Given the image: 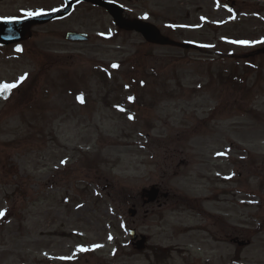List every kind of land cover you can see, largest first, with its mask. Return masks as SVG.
Here are the masks:
<instances>
[{
  "label": "rangeland",
  "instance_id": "1",
  "mask_svg": "<svg viewBox=\"0 0 264 264\" xmlns=\"http://www.w3.org/2000/svg\"><path fill=\"white\" fill-rule=\"evenodd\" d=\"M110 1L179 46L82 5L0 48V264H264V0Z\"/></svg>",
  "mask_w": 264,
  "mask_h": 264
},
{
  "label": "water",
  "instance_id": "2",
  "mask_svg": "<svg viewBox=\"0 0 264 264\" xmlns=\"http://www.w3.org/2000/svg\"><path fill=\"white\" fill-rule=\"evenodd\" d=\"M132 1V0H127ZM91 3L94 6H99L103 9H105L114 19V23L116 27L119 29L131 32L134 31L137 34H140L146 39V41L150 44H157L160 46L164 45H172V42L169 41L167 38H163L159 32V30L148 23L140 22L138 20L134 21H127L123 18L124 9L122 7H119L113 3H107L103 0H75L70 1L67 0V5L65 8L60 9L56 11L55 13L51 14H44V15H36L29 19H23V20H12L10 22L8 21H2L0 22V44H13V42L17 41H24L31 37L30 29L34 27V25L37 24H45L49 21L55 20V18H65L67 15H69L72 11V8L76 6V4L79 3ZM66 40H69L71 42H87L88 37L84 34H76V33H68ZM158 197V191L155 189H151L148 193V201L155 202ZM130 216L135 217L137 215V212L135 210H130ZM130 234L133 237V240H136L137 237L134 234L133 231L130 232ZM145 241L146 239L143 238L138 242L137 249L138 251H141L145 248Z\"/></svg>",
  "mask_w": 264,
  "mask_h": 264
},
{
  "label": "flooded vegetation",
  "instance_id": "3",
  "mask_svg": "<svg viewBox=\"0 0 264 264\" xmlns=\"http://www.w3.org/2000/svg\"><path fill=\"white\" fill-rule=\"evenodd\" d=\"M4 1H6V0H4ZM65 1V0H64ZM60 7H62V6H60ZM60 7H58V8H60ZM57 9V8H56ZM1 18H4V17H1ZM0 18V19H1ZM12 18H15V16H6V19H12ZM57 22H61V21H57ZM53 24V23H52ZM51 24V25H52ZM165 198H167L166 196H165ZM199 215V217H200V220H202V221H210V222H214V218L212 217L211 218V216H208L207 217V213H206V210L204 209V214H198ZM221 223V222H220ZM213 224V223H212ZM214 226H215V224H214ZM214 226H212V227H214ZM200 227H201V225H200ZM203 228H205V227H203ZM244 231V230H243ZM242 234V233H241ZM243 234H245V232H243ZM229 238V237H228ZM229 240H230V243H232L234 246H236V247H246V248H248L249 247V245H250V243H251V241L250 240H246V241H243V240H240V238L239 237H237V238H235V239H233V238H229ZM239 255V254H238ZM234 260V259H233ZM234 263V262H233Z\"/></svg>",
  "mask_w": 264,
  "mask_h": 264
},
{
  "label": "snow or ice",
  "instance_id": "4",
  "mask_svg": "<svg viewBox=\"0 0 264 264\" xmlns=\"http://www.w3.org/2000/svg\"><path fill=\"white\" fill-rule=\"evenodd\" d=\"M113 67H117V66L113 65ZM21 79H23V78H21ZM14 87H16V86L15 85H10V86L9 85H5L4 86V90L8 91V90H10L11 88H14ZM5 98H7V97H5ZM78 99H80V101L83 102V98L82 97H78ZM4 215H5V212L0 211V217H3Z\"/></svg>",
  "mask_w": 264,
  "mask_h": 264
}]
</instances>
